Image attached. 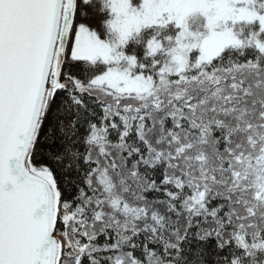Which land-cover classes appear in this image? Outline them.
Here are the masks:
<instances>
[{"label": "snow or ice", "instance_id": "obj_1", "mask_svg": "<svg viewBox=\"0 0 264 264\" xmlns=\"http://www.w3.org/2000/svg\"><path fill=\"white\" fill-rule=\"evenodd\" d=\"M0 264H264V0H0Z\"/></svg>", "mask_w": 264, "mask_h": 264}]
</instances>
